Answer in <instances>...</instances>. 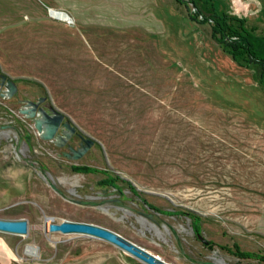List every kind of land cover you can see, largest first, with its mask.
Listing matches in <instances>:
<instances>
[{"label": "rangeland", "instance_id": "1", "mask_svg": "<svg viewBox=\"0 0 264 264\" xmlns=\"http://www.w3.org/2000/svg\"><path fill=\"white\" fill-rule=\"evenodd\" d=\"M183 1L0 0V72L18 88L0 99V219L28 224L26 235L0 233V264H144L103 240L45 231L47 219L106 228L167 264H262L220 246L264 254V80L200 21L212 5L264 37V0ZM40 95L96 142L83 159L58 158L19 114ZM73 163L176 213L149 209L120 181L124 206L99 204L104 175Z\"/></svg>", "mask_w": 264, "mask_h": 264}, {"label": "water", "instance_id": "2", "mask_svg": "<svg viewBox=\"0 0 264 264\" xmlns=\"http://www.w3.org/2000/svg\"><path fill=\"white\" fill-rule=\"evenodd\" d=\"M48 12L49 15L52 17V12H57V11H53L49 9ZM57 13L64 15V18L62 20L60 19L59 21L68 22L72 20L71 17L64 12L58 11ZM5 80H7L6 76L3 74L0 75V82L3 83ZM16 90L17 88L15 83L11 79H8L6 83V92L4 95H2V97L6 99H10L15 94ZM28 104L36 106L35 104L32 103H28ZM51 112L53 113V115L49 116L43 110H40L41 116L39 118L34 119V126L38 134L40 135V138L43 141H51L55 138V143L57 147L61 148L65 145L66 139L70 137V133H72L75 129L71 127L69 123H65L62 126L67 130H69L70 133L64 132V137L56 136L57 129L59 128L62 120L64 119V114L61 113L60 111L53 109H51ZM22 113L27 115V117L29 118H34V110L32 108L25 109L22 111ZM86 143L87 146L79 150H73L72 148H69V150L72 152V156L66 155L67 158L74 161L81 159L93 144V142L90 140H86ZM51 187L52 189L56 190L54 186ZM75 203L83 205V202H75ZM45 231H48L50 233L86 235L92 238L103 240L121 249L125 253L131 255L132 257L143 262L144 264H167L164 261H162L159 257L147 252L143 248L126 240L117 233L94 224L63 221L60 224H50L48 230L45 228ZM27 232H28V224L25 220L0 219V233L26 235ZM197 239L203 245H208V241L205 238H203L201 235L198 234Z\"/></svg>", "mask_w": 264, "mask_h": 264}, {"label": "trees", "instance_id": "3", "mask_svg": "<svg viewBox=\"0 0 264 264\" xmlns=\"http://www.w3.org/2000/svg\"><path fill=\"white\" fill-rule=\"evenodd\" d=\"M177 4L182 5L183 0H174ZM198 15H201L198 5H194ZM192 19V17H189ZM201 24L207 23L210 27L211 39L226 52L233 61L239 64V66L247 69L252 68L258 72V83L262 85L264 80V37L257 34L258 28L247 24L246 20L236 16H231L225 13L218 14L211 5L210 13L207 17L200 21ZM256 69V70H255ZM75 173L91 174L98 171L91 167L81 166L73 169ZM115 181H121L127 184L130 189L134 190L131 183L114 175V178L101 181L102 185L115 184ZM154 209V208H153ZM161 214L168 216L175 215L176 212H162L158 209H154ZM185 215L192 219L194 233H200L201 218L193 212H184ZM210 248L214 246V243L210 242ZM222 249L232 253L239 260H255L264 264V254H257L253 252L242 251L237 244H233L232 248L221 247Z\"/></svg>", "mask_w": 264, "mask_h": 264}, {"label": "flooded vegetation", "instance_id": "4", "mask_svg": "<svg viewBox=\"0 0 264 264\" xmlns=\"http://www.w3.org/2000/svg\"><path fill=\"white\" fill-rule=\"evenodd\" d=\"M0 75H2V73L0 72ZM7 80L10 79L9 77H7ZM7 80H5L3 83L0 82V99L1 100H11L12 98H14L16 95H17V91H18V88H17V84L14 80H12L15 85H16V92L15 94L10 98V99H6V98H3L2 95L5 94L6 92V83H7ZM20 103V107H19V114L23 116V118L29 122H31L33 124V128L34 130L36 131V133L38 134L37 130L35 129V126H34V119L35 118H39L41 115H40V110H43L47 115L49 116H52L53 113L51 112V109L53 110H57L53 105L52 103L49 101V99L44 96V95H40L38 96L36 99H34L33 101H29L27 99H24L22 101L19 102ZM28 103H32V104H35L36 106L34 105H29ZM32 108L34 110V118H29L27 117V115L23 114L22 111L25 110V109H30ZM58 111V110H57ZM65 123H69L71 125V127H73L75 130L70 133L69 130H67L66 128H64L62 125L65 124ZM64 132H68L70 133V137L68 139H66V142H65V145L61 148L57 147L56 143H55V138L51 141H44V142H48L53 148H55L56 150H58L59 152L57 153V157L58 158H61V159H66L70 162H77L81 159H83L86 154H88V152L96 145V142L91 139L89 136L85 135L83 132H81L79 130L78 127L75 126V124L66 116L64 115V119L62 120L59 128L57 129V132H56V136H61V137H64ZM38 138L39 140L43 141L41 138H40V135L38 134ZM86 140H90L93 142L92 146L88 149V151L86 152V154L79 160H70L69 158H67L66 155H69V156H72V152L69 150V148H72L73 150H79V149H82L83 147L87 146V143H86ZM81 166H86V167H90V166H87V165H77V164H72L71 165V171L73 173H75L73 171L74 168L76 167H81ZM92 168V167H91ZM98 172L97 173H91V174H103L104 177L99 180L97 182L98 186L100 187V191H102V194H103V197H104V201L102 203H99V204H103V203H108V204H114V205H117V206H121L123 207V202L121 200V196H122V192L121 190H119L118 188V182L119 181H115V184H106V185H102L101 184V181H104V180H107L109 179L110 177L111 178H114V175H117V174H114V175H108L106 174L105 172L106 171H99L97 170ZM76 174H81V173H76ZM83 175H87V174H83ZM119 176V175H118ZM120 177V176H119ZM122 178V177H121ZM123 179V178H122ZM126 180V179H124ZM127 181V180H126ZM121 182V181H120ZM123 183V182H122ZM131 183V182H130ZM132 185V183H131ZM132 187H134L132 185ZM115 190L116 192H118V195L115 196V193L110 191V190ZM128 189L130 190V192L135 196L137 197L139 200L142 201L143 205H146L149 209L151 210H154L155 207L150 205V204H147V202H145L141 197H140V192L134 187V190L130 189L129 186H128ZM59 191V190H58ZM61 193V192H60ZM74 202H79V201H74ZM77 204V203H76ZM91 204V203H90ZM154 208V209H153ZM157 209V208H156ZM155 211V210H154ZM157 212V211H155ZM139 214H141L142 216H145L147 217L148 219H151L153 220V215H149V214H146V213H141V212H138ZM154 221V220H153ZM45 227V226H44ZM194 232V231H193ZM202 231L200 233H194L196 238H197V235H201ZM202 236V235H201ZM198 240V239H197ZM210 242L211 241H208V245H204L205 247H207L208 249H210ZM213 243V242H212ZM223 247V246H220V248ZM222 249V248H221ZM224 250V249H222ZM226 251V250H225ZM228 252V251H227ZM230 253V252H229ZM232 256H234L232 253H230ZM235 258H237L236 256H234ZM238 259V258H237ZM239 260V259H238ZM239 261H245V260H239Z\"/></svg>", "mask_w": 264, "mask_h": 264}, {"label": "bare ground", "instance_id": "5", "mask_svg": "<svg viewBox=\"0 0 264 264\" xmlns=\"http://www.w3.org/2000/svg\"><path fill=\"white\" fill-rule=\"evenodd\" d=\"M49 225H50V221L47 219L46 222H45V226H46L47 230H48ZM31 253H32V248L31 247H27L26 254L29 255Z\"/></svg>", "mask_w": 264, "mask_h": 264}, {"label": "crops", "instance_id": "6", "mask_svg": "<svg viewBox=\"0 0 264 264\" xmlns=\"http://www.w3.org/2000/svg\"><path fill=\"white\" fill-rule=\"evenodd\" d=\"M164 4H167V3H164ZM159 5H161L160 4V2H159ZM154 9V8H153ZM154 11H155V14H157V10L156 9H154ZM67 14V13H66ZM68 15V14H67Z\"/></svg>", "mask_w": 264, "mask_h": 264}]
</instances>
